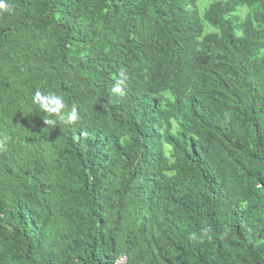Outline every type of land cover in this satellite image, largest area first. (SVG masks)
I'll return each instance as SVG.
<instances>
[{"label":"trees","instance_id":"obj_1","mask_svg":"<svg viewBox=\"0 0 264 264\" xmlns=\"http://www.w3.org/2000/svg\"><path fill=\"white\" fill-rule=\"evenodd\" d=\"M207 2L5 0L0 264H264V0Z\"/></svg>","mask_w":264,"mask_h":264},{"label":"clouds","instance_id":"obj_2","mask_svg":"<svg viewBox=\"0 0 264 264\" xmlns=\"http://www.w3.org/2000/svg\"><path fill=\"white\" fill-rule=\"evenodd\" d=\"M0 11H7L11 13L12 7L5 3V0H0ZM120 76L122 79L116 82L111 91L113 94L123 96V85L127 77L123 72L120 73ZM33 102L38 105L42 111L54 117L47 121L49 125L56 126L59 123H63L71 126L76 124L80 119L77 108L75 106L69 108L60 95L54 93L44 94L41 91H36L33 95Z\"/></svg>","mask_w":264,"mask_h":264},{"label":"rangeland","instance_id":"obj_3","mask_svg":"<svg viewBox=\"0 0 264 264\" xmlns=\"http://www.w3.org/2000/svg\"><path fill=\"white\" fill-rule=\"evenodd\" d=\"M198 1V5H199V10L202 13L203 8H205L207 6V0H197ZM246 9L245 8H241L239 11L240 16H243L245 13ZM168 152V151H167Z\"/></svg>","mask_w":264,"mask_h":264},{"label":"built area","instance_id":"obj_4","mask_svg":"<svg viewBox=\"0 0 264 264\" xmlns=\"http://www.w3.org/2000/svg\"><path fill=\"white\" fill-rule=\"evenodd\" d=\"M127 257L125 255H120L118 259L115 261V264H125Z\"/></svg>","mask_w":264,"mask_h":264}]
</instances>
